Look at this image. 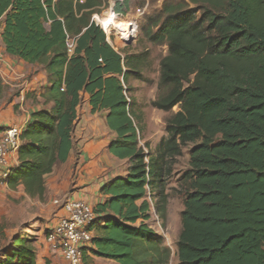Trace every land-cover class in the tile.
Segmentation results:
<instances>
[{"label": "trees", "instance_id": "obj_1", "mask_svg": "<svg viewBox=\"0 0 264 264\" xmlns=\"http://www.w3.org/2000/svg\"><path fill=\"white\" fill-rule=\"evenodd\" d=\"M76 1L0 0L5 52L44 67L49 84L42 98L51 105L27 123L9 187L44 199L46 177L74 149L84 93L92 113L108 112L117 136L109 152L130 160L128 175L105 185L104 203L94 208L101 217L89 249L95 257L169 264L172 250L145 224L146 186L166 221L167 178L193 144L181 178L178 263L264 264V0H165L148 18L144 36L169 49L160 64L162 94L152 106L179 108L167 122V137L148 156L139 144L144 116L132 120L126 98L129 78L140 75L148 54L122 58L91 22L105 0ZM114 10L123 14L119 4ZM67 37L76 39L73 55ZM0 264H37L31 240L18 238Z\"/></svg>", "mask_w": 264, "mask_h": 264}, {"label": "rangeland", "instance_id": "obj_2", "mask_svg": "<svg viewBox=\"0 0 264 264\" xmlns=\"http://www.w3.org/2000/svg\"><path fill=\"white\" fill-rule=\"evenodd\" d=\"M105 1L107 3L105 10L107 11L109 4L108 0ZM149 2L150 11L140 23L139 36L132 46L124 50V53L130 56L148 54L145 60V68L139 72L140 75L133 73L130 76L127 87L130 89L128 98H130L132 104L131 114L133 120L136 121L135 110L142 115L144 114V129L139 135V144L141 148H146L150 152L155 150L161 140L167 137V122L173 114L179 111V108H174L172 112L162 113V111L152 106V103L162 94L159 88L160 64L162 59L167 56L169 49L167 45H153L143 34L142 29L146 26L148 18L160 12L164 0L161 3H159L160 0H149ZM117 3L122 8L124 17H126L127 14L131 15L137 7L144 6L146 0L119 1ZM2 32L3 28L0 25V107L9 100L15 102L16 107L19 106L18 102L23 90L20 91L19 88H13L6 84L3 85L4 80L1 73L4 65L2 60H4L5 54L3 52ZM35 68L37 67L32 68L33 72H35ZM41 68L37 72L40 73L43 70ZM34 94V91H31L30 88L26 89V101L24 102L35 103L36 95ZM14 111L16 113L17 109L15 108ZM150 118L153 120L152 124L149 122ZM161 122L165 124L163 125ZM191 147H193V144L184 149L183 156L175 161L172 174L167 178L168 216L166 221H162L165 236L157 229L158 227H155L154 221L145 223L150 228L155 225L152 231H156L154 234L159 237L158 240L165 247L172 246V258L169 264H179L175 253L182 229L181 214L184 210L185 199L181 178L190 169L188 152ZM56 200L64 201L60 198L51 199L48 194L43 200L33 199L26 194L23 186L12 189L7 185L0 189V261L4 260L7 254L12 251L14 242L18 238L25 237L31 240L32 247L37 253V264H67L64 258L59 253L54 252L46 242L48 232L53 228L57 218L63 215L61 207L55 204ZM89 249H86L84 264H118L114 261L96 258Z\"/></svg>", "mask_w": 264, "mask_h": 264}, {"label": "crops", "instance_id": "obj_3", "mask_svg": "<svg viewBox=\"0 0 264 264\" xmlns=\"http://www.w3.org/2000/svg\"><path fill=\"white\" fill-rule=\"evenodd\" d=\"M161 1L163 0H160L159 3ZM146 3L150 4L149 0H146ZM1 25L3 28V24ZM3 52L5 54L1 73L4 80L3 85L17 87L20 91L30 88L36 95V101L32 104L29 101L25 103L21 102L20 97L19 106L15 107V102L12 100L4 103L0 107V137L3 136L5 129L11 126L25 129L33 113L51 107V105H45L42 98V93L49 84V75L44 67L27 65L25 62L7 55L5 47ZM7 63L14 65L15 70L12 73L6 69ZM34 66L37 67L35 72L32 71ZM41 67L43 70L40 73L37 72ZM82 97L83 102L77 109L78 119L73 134L74 149L69 159L65 163L57 165L53 173L46 177L45 196L48 194L51 199L84 200L95 208L96 205L104 203L102 188L113 180L128 175L130 160H121L109 152V148L117 136L107 125L108 112L92 113L89 95L83 93ZM15 108L17 109L16 113ZM139 114L140 112L135 110L136 117ZM152 121L150 118L151 124ZM161 124L165 123L161 122ZM189 154L190 150L188 162ZM16 157L12 160L13 167L18 165Z\"/></svg>", "mask_w": 264, "mask_h": 264}, {"label": "built area", "instance_id": "obj_4", "mask_svg": "<svg viewBox=\"0 0 264 264\" xmlns=\"http://www.w3.org/2000/svg\"><path fill=\"white\" fill-rule=\"evenodd\" d=\"M85 1L77 0L76 2L83 4ZM119 1L124 2L127 0H108L109 8L107 11L105 10L107 7L105 1L102 12L95 13L91 22L105 34L107 44L122 58H125L124 50L136 42L139 36L140 23L149 14L150 4L146 3L144 6L137 7L131 15L127 14L124 17L123 14H117L114 10ZM106 13H112L111 19H106ZM114 20H118V24L122 23L124 26L117 28L115 24H111ZM66 44L69 54L73 55L76 39L67 37ZM6 69L11 73L15 70L13 64L10 63L6 64ZM25 91L26 88L23 89L21 94V101L23 102L26 101ZM126 98L128 103L131 104V100L127 95ZM130 117L133 120V117ZM23 131L24 128L19 126L8 127L0 139V189L8 185V179L13 168L12 160L17 156L22 146ZM144 150L148 156L149 151L146 148ZM146 190V199L150 204V219L148 221H154L156 224V226L153 225L151 230L154 229V226L158 227L157 229L165 236L162 220L155 208L156 200L148 184ZM55 204L61 207L63 215L57 218L53 228L48 232L46 242L54 252L59 253L64 258L67 264H84L85 250L91 248L95 238V223L98 218L95 209L84 200H56ZM162 235L160 236L163 237ZM169 248L173 250L171 245H169Z\"/></svg>", "mask_w": 264, "mask_h": 264}, {"label": "bare ground", "instance_id": "obj_5", "mask_svg": "<svg viewBox=\"0 0 264 264\" xmlns=\"http://www.w3.org/2000/svg\"><path fill=\"white\" fill-rule=\"evenodd\" d=\"M112 14L111 13H106V19H111ZM113 22V23H112ZM111 24H115L117 26V28H122V26H124V24H118V20H114L112 21Z\"/></svg>", "mask_w": 264, "mask_h": 264}]
</instances>
